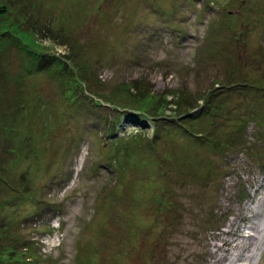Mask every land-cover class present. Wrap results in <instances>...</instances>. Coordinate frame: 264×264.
Segmentation results:
<instances>
[{
	"label": "rangeland",
	"instance_id": "obj_1",
	"mask_svg": "<svg viewBox=\"0 0 264 264\" xmlns=\"http://www.w3.org/2000/svg\"><path fill=\"white\" fill-rule=\"evenodd\" d=\"M0 264H264V0H0Z\"/></svg>",
	"mask_w": 264,
	"mask_h": 264
}]
</instances>
